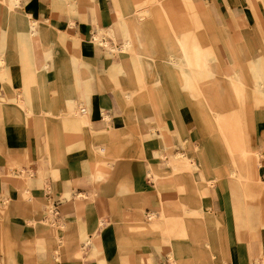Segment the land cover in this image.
I'll use <instances>...</instances> for the list:
<instances>
[{
	"label": "crops",
	"instance_id": "crops-1",
	"mask_svg": "<svg viewBox=\"0 0 264 264\" xmlns=\"http://www.w3.org/2000/svg\"><path fill=\"white\" fill-rule=\"evenodd\" d=\"M145 1L151 2L152 0H132V3L138 5V3H144ZM21 2L25 10L36 15L41 32L47 36L48 41L59 40L67 44L66 47L56 46V51L64 56L78 57L84 55L81 70L88 95L91 97L97 111L102 109L112 116L111 120L108 121L104 118V115H93L94 113H92V127L95 131H98L97 133H103L101 135L102 141H105L103 145H107L109 149V139L107 140L104 134L106 132L102 131L107 130L110 124L115 128H120L121 134L119 142L116 143V150L120 154V158L114 161L106 179L96 181L93 172L89 169L92 157L88 152L86 140V143L82 142L79 122L76 119H68L66 116L56 118L47 115L56 102L55 100L44 103V99L41 98L40 105L47 114L38 117L26 115L20 110L18 102L16 106L10 102L5 109L0 104V113H4L3 116L6 118L2 142L5 143L6 132L10 128L12 130V143L4 148L6 150L5 155L0 156L1 173L6 174L4 167L7 162L12 160L11 156L21 155L23 158L28 156L39 160L33 165V170L37 171V175L26 176L34 179L33 194L38 200V208L35 206L27 208L25 201L16 194L8 196L7 192L10 190L8 184L0 176V202L8 198L7 207L11 214L8 227L15 226L17 230H14V232H20L18 239L21 240L22 244L17 251L19 262L24 263L25 256H30V252L26 250L23 241L26 243L34 242L35 234L33 230L36 227L35 224L48 225L44 211L47 209V201L55 198H58L53 203L59 211V214L56 215L58 224L54 228L48 226L52 228V237L50 234L42 233H47V229L44 227L42 228L43 231L40 232L44 237L36 238V246L41 251L35 255L36 264H70L71 261L68 258L74 260L77 264H171L170 256L163 249L168 245L172 247L177 264H222L223 259H227L226 264H255L257 260L264 259V191L261 194L262 196L259 197L260 204L250 206L251 201L244 202L242 196L231 190L230 184L226 181L215 185H207L205 173L197 168L193 169L191 175H177L166 181L165 185L159 187L155 177H161L166 172H172V165L169 164L167 156L163 158L156 155L158 152L166 155L164 154L165 151L162 150L159 139L155 141L145 139L143 143L141 142L136 131L135 122L131 119L128 110L123 106L120 99L124 92L120 93L118 91L117 93L115 91L120 87L123 89L144 88L145 81L147 82L144 72L147 70L146 60L155 62L145 56L152 54L154 46L160 50L163 56L172 54L168 49H171L173 42H164L160 39V36L156 35L154 37L151 35L157 30L159 13L157 7L159 6L156 4L154 7L153 14L147 21L149 26H144L135 20L131 21V24L134 22L131 29L135 48L142 55L146 54L141 50V42L145 37L148 39V36L150 46L148 55H144L143 60L139 64L138 62L135 64L137 69L141 70L144 79V83L140 81L136 83L132 80L126 81L118 75L114 77V80L110 78L112 59L106 55L105 50L97 43L86 46L84 50L80 46L79 41L84 35V28L88 32L89 38L93 36L92 33L97 31V15L102 26H109L113 23V16L116 12L114 0H71L78 10L70 13L67 12L69 6L64 1H62L63 3L53 0H22ZM195 2L202 12L205 10L214 14L215 18H217L216 16L220 17L221 12L218 10L216 13L212 6L215 0L210 2L195 0ZM263 4V0H241V2L232 5L230 8H226L223 6L222 0H218V5L222 7L223 12L226 14L224 22L227 28H231L229 29L231 34L234 33L233 27L245 16V5L249 13L260 15L259 6ZM24 14L23 12L21 15L24 16ZM4 17L5 9L3 5L0 16V42L5 43L8 50L12 52L22 47L24 53L30 54L29 47L19 31L21 46L18 45L14 48V45H9L5 41L8 27L16 29V32L17 27L15 24L5 23ZM70 20L74 21V26H70ZM137 26L140 32H136L137 29H134ZM252 27V25H249L245 28L246 34L253 33ZM260 38L264 40L262 36ZM121 65L122 59L116 66L120 67ZM157 65L160 64L157 63ZM71 69L69 65V70ZM72 71L64 78L61 77L60 72L55 70V65L43 72V76L40 77L41 96L47 91L46 81L49 97H59L61 94L63 96L68 85L74 81ZM115 80L119 81V84ZM6 84L8 85L7 91L3 89L0 83V96L9 97L10 100L15 99L16 91L24 87L23 72L20 66L13 67L11 82ZM145 93L147 98V92ZM16 101L18 100L16 99ZM64 104L65 100L63 101ZM63 105L61 104V107H65ZM88 109L92 110L91 102ZM186 114L188 113L186 112ZM187 122L186 136L192 142L199 141L201 139L199 128L190 122V116ZM263 124L264 121L261 124L262 127ZM147 125L148 123H144L145 127ZM41 127L56 128L58 131L57 138L62 141L63 146L67 147L68 150L75 149L68 153L67 162L60 166L59 175L57 174V186H55L53 177L55 168L44 150L46 135L38 131ZM170 130L173 133L175 142V147L171 149V153L185 152L186 149L183 148L178 138V127L175 123L170 122ZM125 134L134 136L129 139L125 137ZM29 137L36 141V145H33L32 148L30 147ZM80 145L82 146L78 148ZM167 145L169 146V144ZM108 149L106 151L103 146L100 147L99 156H95V158H100L102 153L108 152ZM257 151L264 154L263 128L259 134ZM35 152H37V156ZM12 161L17 162L16 159ZM208 162L211 170L226 169L225 161L220 154L211 155ZM260 162L261 167L258 171L263 177L261 180H264V156H262ZM10 164L12 163L10 162ZM180 165L181 167L186 166L185 162ZM154 172L158 175H155ZM250 174L254 179L256 172L253 170ZM55 189H57V192ZM200 189L203 192L202 196L198 194ZM75 191L85 196L79 200L74 197L70 200L60 199L59 195L61 193L66 195L67 192ZM200 205L204 213L214 214L216 218L213 224L201 223L197 218L191 219L192 212ZM0 209L2 208L0 207ZM151 213L156 215L157 220L149 222L145 219V216L148 217ZM29 216L33 218L34 222H30V228H24L25 221ZM162 216L170 222L166 224L167 228L170 227L176 231L178 229L173 223L186 221L189 233L196 231L198 238L195 240L197 234L195 238L190 237V235L181 238L166 234L165 224H161L157 229H152L151 226L154 223L160 224L164 221ZM219 226L223 227L225 232L224 254L219 248L220 242L217 239ZM56 229L61 236L59 241L55 240ZM86 236L89 239L87 240L89 245L91 241L96 242L95 248L98 252L96 254L91 253V258L75 259V253L81 252L80 244ZM207 238L214 247L215 253L213 256L207 254ZM1 239L0 235V249L2 246ZM60 250L63 261L55 260L51 256V253L55 255L54 252ZM87 251L90 253L91 247ZM222 256H225L226 259ZM3 257V254L0 253V260Z\"/></svg>",
	"mask_w": 264,
	"mask_h": 264
},
{
	"label": "rangeland",
	"instance_id": "rangeland-1",
	"mask_svg": "<svg viewBox=\"0 0 264 264\" xmlns=\"http://www.w3.org/2000/svg\"><path fill=\"white\" fill-rule=\"evenodd\" d=\"M53 1H64L67 4L66 0ZM131 1L132 0H114L116 8L122 9L123 11L126 10L128 3ZM210 1L212 0H206V2ZM145 2L147 6H152V8L154 9L155 0H152L151 2ZM222 2L224 7L230 8L232 5L241 2V0H222ZM194 4L200 14L198 18H194L193 20H191L190 29L192 30L193 34L204 36L207 48L211 51L209 52L208 58L215 60L214 67L212 69H200L199 67H196V65L191 67L187 65L186 61L182 57L180 46L178 45L176 38V35H180L182 32H184L183 27L185 25L190 26L189 22H187V5L184 3V0H163L161 6L158 5L159 7H157L159 8L157 30L151 35L154 37L156 35L158 37L160 36V39L164 42H173L171 45L172 50L168 49L169 52H172V54L167 57L169 58V61L163 60L153 63L152 61L146 60L147 62L145 63V66L147 67V70L144 72L145 76L147 77L146 80L147 82H149V84L146 87L147 98L144 102L136 101L137 103L134 102L131 104L126 102L123 96L121 97L119 94L118 95L123 102V106L128 110V114L129 109L131 107H134L133 110H137L139 114H141V111H143L144 121L149 122V125L145 127L144 124L139 123L138 119L133 117V113L129 114L131 119L135 122L136 131L141 142L143 143L145 139H151L153 141L159 139L161 141L160 143L162 144V150L165 151L164 154L166 155H163V153L161 152L156 153V155L163 158L167 156L169 164L172 165V172H166L162 174L161 177H155V180L157 181L159 187L165 185L166 181L171 180L177 175H191L193 169L197 168L203 170V172L205 173L207 185H215L217 183H224L226 181V183L230 184L231 190L236 191L238 195L242 196V200L244 202L246 201V190H248V193L251 195L250 197H253V199L250 200V206H256L260 204L259 197L262 196L261 194L264 191V180H261L263 177L258 171L261 167L260 159L262 158V156H264V154L260 151H257L259 134L262 132V128L264 129V124L263 127L261 126L262 122L264 121V77L256 78V75L258 74L264 76V54L260 46V40H262L260 37L262 36L264 38V4L262 6H259L260 15L249 13L246 10L245 5V16L240 19L237 25L233 27V34L229 32V29L231 28L226 27V24L224 22L226 14L223 12L222 7L218 5V0H215V2L212 3L215 12L217 13L218 10L221 12L220 17L216 16L217 18H215L214 14L208 13L205 10L202 12L201 9L197 6L196 2H194ZM2 7L3 5L2 3H0V16L2 13ZM69 9L70 7L68 8V10ZM175 11H177L178 16H183V18L185 19V24L180 25L178 31L176 32L172 29V25L175 22L174 20L176 18ZM22 12L25 13V10H21V14ZM193 21L195 23H193ZM131 25H134V22ZM249 25L253 26V33L246 34L245 28ZM38 26L40 27L39 22ZM8 28L9 29L5 34V41H7L9 45H14V48H16L18 45L21 46L20 33L18 31L16 32V29H13L12 27ZM96 29L97 31L95 33H92L93 36L90 38L88 37V32L83 29L84 35L79 41L80 43L82 41L85 42V45L82 46L83 50L86 46H91L93 43H96L92 42V40L93 37L98 34L99 29L97 25ZM134 29H137L136 32H140L138 26ZM125 34L126 32L124 26H122L119 31L117 30L116 39L112 34L109 33H105L103 35L102 40L104 43H106L107 46H104V44L101 46L97 43L105 50L106 55L112 59V63L110 65V69L112 70L110 78L114 80V77L118 75L126 81L132 80L136 83H138L139 81L144 83V79L141 75V70L139 68L137 69V67L135 66L136 62H138L137 60H134L135 55H133V50H135V47H132V49H130L127 54L121 53L122 51L120 50V48L121 45L124 44ZM44 36L46 42H49V47L51 46L53 50L54 57L53 60H51V64L55 65V70L61 73L62 78L67 77L72 71V69L69 70V65L72 68L73 62L76 61H80L79 64H81L84 55L78 57L61 55L59 51H56L55 47L59 45L66 47L67 44L59 40L48 41L47 36ZM75 39L78 40L77 38ZM148 39L145 37L141 42L142 49H140L146 53L144 55H148L147 53L150 50ZM222 44H224V47H222ZM155 49V55H162L160 50H158L157 48ZM242 52H244L243 55ZM226 55L230 57L231 61L225 59ZM122 56H124V59H128V61H131L130 63L128 62L125 65L131 67L132 69L129 70V75L121 72V66H116V64L121 62ZM157 63H159L160 65L158 66ZM130 64L134 66V68ZM28 67L29 66L25 67L24 65L21 66L24 79L27 76L25 74L29 70L31 71V69ZM130 75L133 77H131ZM135 77L138 78L135 79ZM239 77H241L245 83L241 85L242 88L240 89V96H237L236 91L232 87V79L238 80ZM73 78L74 81L72 82V84H69L68 87L74 86L76 94L73 97V103H75L76 106L80 108V106H82L81 104L83 102V98L81 95L79 96V93H81L83 89H86L83 80V74L81 77L83 86L77 84L78 81L75 79L76 77L73 76ZM115 82L119 84V81L115 80ZM28 83L30 97L28 103L32 110H34V112L32 114H29L25 111L23 112L31 117L46 115L47 112L40 105V100L41 98H43L44 103L51 100L56 101H54L56 108L53 105L52 107H54V109L51 108L49 114L47 115L60 118L59 115L55 116V113L53 114V111L58 112L60 109H62V94L59 97H49L46 81L45 87L47 91L41 96L40 78L38 79L36 74H32L30 76ZM6 85V83H3L2 87L5 88ZM25 87L26 86H24L23 88ZM120 90L130 91L132 89H123L122 87L115 89L117 93L118 91L124 92ZM10 102L11 104L16 106V98L10 100ZM0 104H3V109L9 106L3 101H1ZM186 112L188 114H186ZM249 112L253 116L252 125L249 124L248 121ZM92 113H94L93 115H104V118L108 121L112 118L111 115L107 114L102 109L97 111L96 107L93 105V102ZM3 114L0 113V156L5 155L6 150L4 148L10 146L11 143V133L9 132L10 130L6 132L7 136L5 139V143L2 142L4 126L6 123V118L3 116ZM189 116L190 122L192 124L194 123L200 130L201 139L199 141L192 142L190 138L186 136V126L188 123L187 119ZM219 117H221L226 123L228 134L231 136L234 142V147L236 150L233 155L228 151L224 137L218 126L216 119ZM160 120H163V122L165 123L163 131H161V128L159 127V122H161ZM151 121L153 122L151 123ZM170 122L175 123V125L178 127V138L180 139L183 148L186 149L185 152L181 151L176 154L171 153V149L175 147V142L173 139V133L170 130ZM53 128L54 127H41L38 131L41 134L46 135L44 150L48 154V157L55 168L54 175L53 173L52 175L54 177L55 186H57L55 174H58V171L61 168L60 166L67 162L68 153L75 149L68 150L67 147L63 146L62 141L57 138L58 131L56 130V128ZM80 128L81 130L79 132L82 142H87L86 145L88 147V152L92 157L89 169L93 172V176L96 181L106 179L114 161L120 158V154L116 150V143L119 142V137L121 134L120 128H115L110 124L107 130L102 131L106 132L104 134L106 135L107 140L109 139V149L107 145H103L105 143V141L103 142L101 138V135H103V133H97L98 131H95L92 125L86 129L81 126ZM114 130L119 131V134L113 138H108L111 133L115 132ZM133 136L134 135L125 134V137L129 139L133 138ZM29 141L31 148L33 147V145H36V141L31 137H29ZM167 144H169V146ZM81 146L82 145H80L78 148H80ZM102 146L106 149V151L108 149V152L102 153L100 158H95V156H99V149ZM35 153L37 156V152ZM213 154H220L222 156L226 164V169L223 168L211 170L208 161L210 156ZM27 157L28 156H25L23 158L21 155L11 156L12 160L16 159L17 162H14L12 160L7 162L4 167L6 170V174L1 173L0 171V176L2 177L3 181L7 182L10 189L7 192L8 196H14L16 194L25 201V206L27 208H32V206H36L38 208V200L34 197V194L23 192L24 190H22L20 185L21 181L25 180L27 183H29V188H31V192L33 193L34 179L28 178L26 176L32 174H34V176L37 175V171L33 170V165L36 164L39 160H37V158ZM10 162L12 164H10ZM183 162H185L186 166L181 167L180 164H182ZM178 168L179 170H177ZM253 170L256 172L254 179L247 180L238 176L242 175L243 177H247L248 174L253 172ZM233 173L238 175L236 176ZM55 191L57 192V189H55ZM198 194L199 196L203 195L201 189L198 191ZM59 196L61 197L59 198L62 200H70L73 199V197L79 200L85 195L79 194L75 191L70 192L69 196L62 193ZM6 199L8 200V198H5L3 202H0V207L2 208L0 209V235L2 237V246L0 249V253H2L4 256L3 259L0 260V264H36L35 255L37 253H40L41 251H39L40 248L36 246L35 240L37 237H44L42 236V234H40V232L43 231L42 228L44 227L47 229V233H42L50 234L51 237L53 236L52 228L57 227L56 225L58 224V219L57 216L52 213V210L54 209L53 203L58 198L47 201V209L44 211V215L46 216L48 225L40 226L38 224H35L36 227L33 230L35 234L34 242L26 243L25 241H23L26 250L30 252V256H25L24 263L19 262V260L17 259V251L21 248L20 245L22 244L21 240L18 239V235L20 232H14V230H17L15 226L8 227L11 214L7 207L8 201H5ZM29 218L31 217L29 216ZM29 218L26 219L24 228H30V222H34L33 218H31L32 220H30ZM162 218L164 220L162 223H154L151 228L157 229L161 224H165L164 226L166 234H172L181 238H185L189 235L190 237L195 238L197 234L195 240L198 238V233L196 231H191L189 233L186 227V221L182 220L174 222L173 224H175L178 229L176 231L173 228H167L166 224L170 222H168L164 216H162ZM194 218H197L201 223L213 224L216 217H214L213 213H204L200 205V207L196 208L191 214V219ZM145 219L149 222H153L157 220V217L155 214L151 213L148 215V217L145 216ZM217 235L219 242H223V239L225 241V232L223 230V227H218ZM60 237L61 236L56 229L55 240L59 241L61 239ZM87 240L89 239L86 236L80 244L81 252L78 251L75 253V259L91 258V253L96 254L98 252V250L95 248L96 242L91 241V244L89 245V241ZM12 245H14V250L16 253V260H14L13 262H11V252H5V250L10 251ZM89 247H91L90 253L87 251ZM163 249L167 251L168 255L170 256L171 264H177L176 259L173 255L171 245L165 246L163 247ZM54 253L55 255L51 253V256L55 260L63 261L61 250ZM68 260L71 261L70 264H77L70 258H68ZM255 264H264V259L257 260Z\"/></svg>",
	"mask_w": 264,
	"mask_h": 264
},
{
	"label": "bare ground",
	"instance_id": "bare-ground-1",
	"mask_svg": "<svg viewBox=\"0 0 264 264\" xmlns=\"http://www.w3.org/2000/svg\"><path fill=\"white\" fill-rule=\"evenodd\" d=\"M21 1L22 0H0V2L4 5V9H5V17H4L5 23H10V24L16 25L17 31H19L22 34L24 42L29 47L30 54L27 55L26 53H24L22 47L20 49H18L17 51L12 52L11 50H8L5 43H3L1 41L0 42V68H1L0 69V83L3 84V83H7V82L10 83L11 82V71H12L14 65H17L20 67L22 65H24L25 67L29 66L28 68H30L31 71L29 70L25 74L27 76L24 79V86L25 85H27V86L25 88H22V90H17L15 97L18 100L17 102H18V106H19L20 110L25 111L29 114H32L34 112V110H32V108L30 107V105L28 103L30 100L29 86H28L29 83L26 81L27 80L29 81V78L32 74H34V75L36 74L38 79L41 76H43V72H46L51 67V65H52L51 60H53L54 54H53V50H52L51 46L49 47V43H47L45 38H44V33L41 32V28L38 26L39 21L36 18V15L25 10L22 7ZM66 2L68 4V6L70 7V9L68 10L69 13L73 12V11L76 12L78 10V8L75 7V5L71 2V0H66ZM162 2H163V0H155L154 5L157 4V5L161 6ZM194 2H195V0H184V3L187 5L186 9L188 11L187 12V15H188V21L187 22H189L190 26L185 25L183 27L184 32H182L180 35H176L177 36L176 37L177 42H178V45L180 46V51L182 53V57L186 61L187 65H189L190 67L196 65V67H199L200 69H212L215 65V60L208 58L209 52H211V51L207 48V44H206V41L204 40V36L193 34L192 30L190 29L191 28V20H193L194 18H198L199 14H200L197 7L194 4ZM71 8H72V10H71ZM23 9L25 10L24 16L21 15V10H23ZM152 14H153V8H152V6H147L146 2L138 3V5H134L131 1L128 3V6H127L126 10H124V11L122 9L116 8V12L114 13V16H113L114 17L113 23L110 24L109 26H105V27L102 26L100 24V21L98 19V15H97L96 23L98 24L99 31H98V34H96L93 37L92 42H96V43L100 44L101 46L103 44H104V46H107L106 43H104L102 40L103 35L105 33H109V34H112L113 37L116 39L117 30L119 31L120 28L122 26H124L126 34H125L124 44L121 45L120 50L122 51L121 52L122 54H127L130 51V49H132V47H135L134 46V36L132 33V29H131V21L135 20V21H138L139 23L143 24L144 26H149L147 21L150 19ZM175 14H176V18L174 20L175 22L172 25V29H173V31L176 32V31H178V28L180 25L185 24L184 23L185 19L183 18V16H180V15L178 16L177 11H175ZM81 18H83V17H81ZM193 23H195V22L193 21ZM74 25H75L74 21L70 20V26H74ZM83 28H84V26H83ZM263 41L264 40H260V42H261L260 46H261L262 52L264 54V42ZM80 45L84 46L85 42L82 41L80 43ZM222 45H223L222 47H224V44H222ZM165 51H166V49H165ZM155 53H156V49L153 48L152 54L150 56H145V57L150 58V59L154 60L155 62H160L163 60L169 61V58H167L168 56H162V55L158 56V55H155ZM243 53L244 52H242V55H243ZM225 54H228V53H225ZM133 55H135L134 60H137L138 63H140L143 60L144 55H142L140 53V51L137 50L136 48H135V50H133ZM239 55H241V54H239ZM121 59H122V65L120 67V70H121V72H124L125 74L129 75L130 74L129 70L131 69V67L125 66L128 63V59H124V56H122ZM131 59H133V58H131ZM225 59L228 61H231L230 57H228L227 55H226ZM130 62L131 61H129V63ZM79 63H80V61L73 62L72 74L74 75V77H76L75 79L78 81L77 84L83 86V82L81 79V77H82L81 64H79ZM132 67L134 68V66H132ZM254 68H256V67H254ZM141 75H142V72H141ZM131 77H133V76H131ZM262 77H264V76L261 74L256 75V78H262ZM137 78L135 77V79H137ZM230 79H232V78H230ZM232 80L235 81L236 83L233 82ZM232 80H231L232 81V87L236 91L237 96H240V94H241L240 89L242 88L241 85L245 82L241 77H239L238 80H234V79H232ZM148 84L149 83L145 81L144 88H138V89L134 88L130 91H125V90H120V91H124V95H123L124 97L123 98H125L126 102H128V103L132 104L136 101L144 102L146 100V93L145 92H146V87ZM3 89H5L7 91L8 85H6V87ZM120 93H123V92H120ZM263 93H264V90H263ZM75 94H76V90L74 89V86L67 87V90H66V92L62 98L63 101L65 100V104L63 105L65 107H62V109H60L58 112L53 111V114L55 113L54 114L55 116L59 115L60 117L66 116L68 119H72V120L76 119L79 122V125L81 127H83L84 129H86L92 125V121H93L92 110L88 109L89 103L90 102L92 103V99L88 95V91L86 89H83V91L80 93V95L83 98V102L81 104L82 106H80V108H79L76 106L75 103H73L74 102L73 97ZM1 101H3L6 104H10L9 97H1L0 96V102ZM53 105L56 108V105L55 104H53ZM54 107H52V109H54ZM133 109H134V107H131L129 109V114L133 113V117L138 119L139 123H142V124L148 123V125H149V122L144 121L143 111H141V114H139V112L137 110L134 111ZM248 117H249V120H248L249 124L252 125L253 116L250 112L248 114ZM216 120H217L218 126L222 132V135L224 137L228 151L233 155L235 153L236 149L234 147V142H233L231 136L228 134V129L226 128L227 127L226 123L223 121V119L221 117L217 118ZM160 121L161 122H159V127L161 128V131H163L164 122L162 120H160ZM9 130H10L9 132L12 135L11 128ZM118 134H119V131H115V132L111 133L109 138H113V137L117 136ZM177 170H179V168ZM154 173H155V175H158V173H156V172H154ZM233 174L236 176L238 175L235 173H233ZM238 176L240 178H244L247 180L252 179L251 174H249L247 177H243L242 175H238ZM57 177H58L57 174H55L56 182L58 180ZM20 185H21L22 190H24L23 192L33 194L31 192V188H29L30 187L29 183H27L25 180L21 181ZM64 195H65V193H64ZM66 195L69 196L70 193L67 192ZM250 196L251 195L248 193V190H246L245 200L246 201L252 200V197H250ZM5 201H8V200L6 199ZM29 219L32 220L31 218H29ZM217 239H218V235H217ZM206 245L208 246L206 248L207 254H210L213 256L215 251H214V247L211 245V242H209V238H207ZM219 246H220L219 247L220 250L223 252L222 254H224L225 253L224 252V239H223V242H220ZM217 250L218 249L216 248V251ZM5 252H11V254H12L11 262L16 260V257H15L16 253L14 250V245L11 246L10 251L5 250ZM222 258L226 259L225 256H222ZM226 260L223 259L222 264H226Z\"/></svg>",
	"mask_w": 264,
	"mask_h": 264
},
{
	"label": "built area",
	"instance_id": "built-area-1",
	"mask_svg": "<svg viewBox=\"0 0 264 264\" xmlns=\"http://www.w3.org/2000/svg\"><path fill=\"white\" fill-rule=\"evenodd\" d=\"M52 213L56 216L57 214H59V211L57 209V206H54V209L52 210Z\"/></svg>",
	"mask_w": 264,
	"mask_h": 264
}]
</instances>
